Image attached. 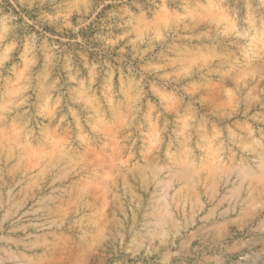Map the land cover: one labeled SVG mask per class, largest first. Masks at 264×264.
Here are the masks:
<instances>
[{
    "label": "rangeland",
    "instance_id": "374dc122",
    "mask_svg": "<svg viewBox=\"0 0 264 264\" xmlns=\"http://www.w3.org/2000/svg\"><path fill=\"white\" fill-rule=\"evenodd\" d=\"M0 264H264V0H0Z\"/></svg>",
    "mask_w": 264,
    "mask_h": 264
}]
</instances>
